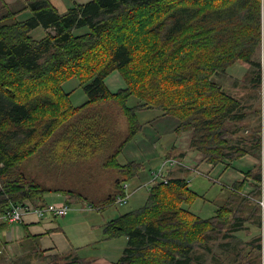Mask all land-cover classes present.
<instances>
[{"label": "trees", "instance_id": "1", "mask_svg": "<svg viewBox=\"0 0 264 264\" xmlns=\"http://www.w3.org/2000/svg\"><path fill=\"white\" fill-rule=\"evenodd\" d=\"M25 10L31 16L15 20ZM38 26L46 34L34 39L30 31ZM82 28L88 30L75 33ZM237 62L253 67L247 84L259 86L264 74V0H90L65 13H58L50 0H23L17 8L0 0V214L24 199L44 205L48 190L24 179L20 165L64 121L100 101L115 100L120 106L128 125L123 144L155 115H170L178 119L176 136L191 132L190 148L202 152L209 164L247 154L259 159V130L237 133L245 118L244 99L215 79ZM114 71L122 86L111 90L105 80ZM72 77L87 96L78 106L70 104L71 92L62 86ZM142 111L153 115L142 118ZM123 144L106 162L120 171L119 191L143 168L135 160L122 165L116 161ZM184 153L179 151V158ZM244 175L253 179V189L241 193L246 180H236L234 196L207 218L190 210L200 195L187 179L169 176L167 183L150 186L142 206L103 225L106 239L126 237L113 264H201L199 250L210 251L208 242L217 236L238 233L249 220L242 215L246 209L259 211L264 162ZM262 216L264 225V210ZM6 227L0 222V229ZM21 239L33 241L32 252L44 255L38 236L27 233ZM260 245L258 237L255 247ZM46 258L51 264L94 261L76 249Z\"/></svg>", "mask_w": 264, "mask_h": 264}, {"label": "crops", "instance_id": "2", "mask_svg": "<svg viewBox=\"0 0 264 264\" xmlns=\"http://www.w3.org/2000/svg\"><path fill=\"white\" fill-rule=\"evenodd\" d=\"M4 1L17 8L23 0ZM88 1L90 0H50V3L58 13H65L76 4ZM30 16L31 13L25 10L18 13L15 20L24 21ZM45 34L46 30L40 26L30 31L34 39H41ZM121 86L122 83L116 89ZM80 104L72 103V106ZM117 105L115 100H105L83 107L63 122L47 142L20 165L24 179L34 181L48 190L43 196V204L68 203L70 210L63 217L46 215L40 219L29 213L20 222L7 223L6 229H0L3 236V239H0V253L4 246L11 253L13 250L15 254L19 253L21 247L17 240L29 233L31 236H38V243L44 254H65L76 249L78 254L94 258L91 264H113L119 257L126 244V237L106 239L102 231L105 222L115 218L106 216L110 207L107 202L112 200L121 184L120 171L106 162L120 148L128 133L126 118ZM113 107L122 113L118 121L115 112H112ZM141 115L147 118L153 114L152 111H148L147 114L141 112ZM177 122L178 119L175 117L161 116L146 123L139 134L123 144L121 151L116 155V161L120 165L130 160L143 164L142 170L133 180H147L149 169L162 157L167 156L166 153L169 155V151L171 153L184 151L181 159L185 164L188 160V165H197L198 168L194 172L205 173L209 179L215 180L221 187L220 195L223 191L232 192V184L239 179L246 180L241 193L247 194L253 189V179L245 177L244 173L258 163V158L247 154L231 161L224 160L217 165L209 164L202 152L190 148L191 132H186L187 136L185 133L181 137L176 136L174 128ZM165 132L169 139L164 141L165 149L162 150L158 145L163 144L161 140ZM156 133L159 135L156 136ZM181 168L184 167L171 170L169 175L182 176L177 175L184 174ZM190 186L193 188L200 185L197 182ZM57 189H72L75 193L67 194L56 191ZM194 191L197 192L195 189ZM198 194L203 197L202 194ZM86 202L101 208H95L97 213L93 214V210L84 208L90 205ZM112 212L110 211V214ZM28 243L30 242L27 240L23 242Z\"/></svg>", "mask_w": 264, "mask_h": 264}, {"label": "rangeland", "instance_id": "3", "mask_svg": "<svg viewBox=\"0 0 264 264\" xmlns=\"http://www.w3.org/2000/svg\"><path fill=\"white\" fill-rule=\"evenodd\" d=\"M87 30L88 29L84 28L75 31V33L86 32ZM258 56H260L261 59L262 50H260V54H258ZM256 59H257V55L253 57V60ZM251 72H255L251 65H249L246 62H237L234 65H232L229 69H227L225 73L218 75L215 79L218 82H220L222 86L225 89H227L228 92L232 93L237 98L241 97L242 99H244L243 102L245 106L244 111L246 112L245 118L241 121L242 126L239 128L237 133L239 134V136H246L252 134V132L255 129L259 130L261 136L260 137L261 147L259 153L260 158L258 159V163L260 162L263 163L264 162V74L261 72L260 85L256 87L255 86L252 87L247 84ZM106 82L108 84L106 85L107 87L109 86L108 87L109 89L116 90V87L121 85L119 73H117V71L112 72L110 75H108L107 79L105 80V83ZM62 86L64 91L66 92L72 91L71 93L72 96L70 97V104L73 103L77 105L83 103V101H86L87 96L82 86L79 84V80L76 77H72L69 80L65 81ZM133 99L134 98L132 97L130 100ZM130 100H129V104H132L133 102ZM108 112H110L109 109ZM112 112L116 113V114L114 113V115L117 121L122 117L121 111L119 112L115 110L114 107ZM155 116L157 117L156 119H159V117H161V116L158 117L157 115ZM167 116L170 115H166V117ZM186 134L187 133H185V135ZM158 135L159 133H156V136ZM168 139L169 137L165 132L161 140L163 144L158 145L159 148L164 150L165 149L164 141H168ZM172 155L179 157V152L172 153ZM168 156L162 157L156 164H154V166H152L149 169V176H150V171L156 166L158 167L161 161ZM255 157L257 158V156ZM186 161H187L186 167L184 166V168H181L183 169L182 172H184V174H177V175H182L179 177H183L187 179L189 181V185H193V183L195 185L198 182L200 186L198 187L193 186V188L198 193L203 195V197H198L196 201L190 205V210L202 218L210 217L215 213L214 211L217 207L224 204L228 198L234 195L231 194L229 190L223 191V193L220 195V191H219L221 190L220 185L217 182H215V180H211L204 175H200L199 172H198L199 174L197 172H194V170L198 168L197 165L196 166H193L192 164L188 165L187 164L188 160ZM175 169H179V168H175ZM133 179L134 178H132L129 181L123 182L128 186L126 188V192L131 193L127 202L123 205L110 204V207H108L109 211L106 213L107 217H116L119 214L125 213L130 210H134L144 204L148 195L149 188L148 186H144L141 188H139L138 186L142 185L148 179L145 181L143 180L136 181ZM72 189H68L72 191L69 194L75 193ZM218 196L219 198L216 199V197ZM214 198L216 200L212 201V199ZM253 202L256 203V201ZM86 204H91V203L86 202ZM256 206L259 207V211ZM256 206H254L255 207L254 210L258 212H254V214H251V211H249V209L248 210L246 209V211L242 214L243 216H246L249 220L243 223L241 230L238 233H235L233 237H227L225 239H222L221 236H217L215 237L216 238L215 240H211L208 242L210 251H208L206 248L199 250L197 252V255L199 256L198 261L201 264H214L215 262H219L223 264H246L247 261L249 264H252L253 262H255V264H264V225H263V216H262L264 208L258 202L256 203ZM110 211L111 212L113 211L112 214H110ZM92 212L93 214L97 213L95 210H93ZM261 216L262 218H260ZM257 218H259V220ZM258 237L260 238V242H261L259 248L255 247V241L257 240ZM0 239H3V236L1 234H0ZM21 240L22 239L17 240L18 241L17 244L21 247L19 253L17 254L14 253L15 252L14 250L12 251V253L7 251L6 246H4V249H1L0 264H51L52 259L46 258V256L55 255V254H44L43 256L45 257L43 258L42 255L38 253H34V251L32 252L33 241H28L30 243L23 244ZM224 242H226V245L224 244L222 246L220 243H224ZM23 247H25L28 250L26 251V249ZM93 253L95 252L93 251Z\"/></svg>", "mask_w": 264, "mask_h": 264}, {"label": "built area", "instance_id": "4", "mask_svg": "<svg viewBox=\"0 0 264 264\" xmlns=\"http://www.w3.org/2000/svg\"><path fill=\"white\" fill-rule=\"evenodd\" d=\"M186 164L184 161L176 156H168L165 157L159 166L156 168H153L150 171V176L146 182H144L142 185H139L138 187H144L152 186L155 183L158 182H164L167 183L169 179V174L171 170H174L175 168L184 167ZM1 167V163H0ZM198 171V170H197ZM199 172V171H198ZM197 172V173H198ZM200 175H204L206 177H209L207 174L199 172ZM198 173V174H199ZM188 181V180H187ZM189 182V181H188ZM122 189L124 191H117L114 197L112 198V204H118L123 205L127 202L129 196L131 193L126 192V188L128 187L127 184L123 183L121 185ZM258 203L261 204V206L264 208V187L262 186V192L257 200ZM101 206H93V205H86L84 208L88 210H94L99 209ZM69 211V204L63 203L61 205H55L52 203H46L44 205H36L33 201L30 199H24L20 203L16 205H11L9 208H7L3 213L0 214V222H6V223H16L20 222L24 219L26 214L32 213L38 218H44L46 215L56 216V217H63L65 216Z\"/></svg>", "mask_w": 264, "mask_h": 264}]
</instances>
